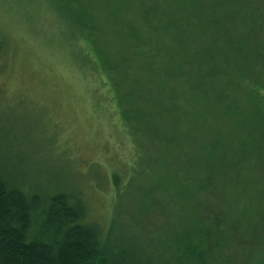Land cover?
<instances>
[{"label": "trees", "instance_id": "trees-1", "mask_svg": "<svg viewBox=\"0 0 264 264\" xmlns=\"http://www.w3.org/2000/svg\"><path fill=\"white\" fill-rule=\"evenodd\" d=\"M106 2L112 12L99 25L73 0L59 9L116 96L136 161L146 157V171L163 173L153 180L160 199L147 208L166 221L171 203L187 213L160 226L159 237L142 238L147 231L129 230L142 227V209L127 225L105 227L87 220L85 193L40 192L0 167V264H258L210 259L222 222L197 212L195 193L211 189L201 205L218 204L224 186L247 188L264 171V0ZM4 49L0 38V58Z\"/></svg>", "mask_w": 264, "mask_h": 264}, {"label": "rangeland", "instance_id": "rangeland-1", "mask_svg": "<svg viewBox=\"0 0 264 264\" xmlns=\"http://www.w3.org/2000/svg\"><path fill=\"white\" fill-rule=\"evenodd\" d=\"M59 1L64 0H0V38L5 43L0 58V167L15 182L40 192L78 189L89 203L87 220L105 227L114 220L127 225L129 215L140 208L142 227H129L130 232L159 237V227L177 224L176 215L185 217L187 208L169 204L172 217L167 221L148 209L152 199H160L153 180H161L163 173L155 177L146 171V157L136 161L116 96L104 75L92 68L88 42L65 23ZM73 1L98 25L111 11L106 0ZM125 17L132 16L118 18ZM107 35L103 40L109 44ZM253 178L247 188L239 181L236 191L224 186L218 204L201 205L213 190L196 191L197 212L205 217L216 212L222 222V238L213 246L211 260L222 253L236 262L249 256L264 264V171H255Z\"/></svg>", "mask_w": 264, "mask_h": 264}]
</instances>
